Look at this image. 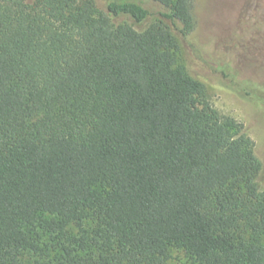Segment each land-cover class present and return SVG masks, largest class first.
<instances>
[{
  "label": "trees",
  "instance_id": "16d2710c",
  "mask_svg": "<svg viewBox=\"0 0 264 264\" xmlns=\"http://www.w3.org/2000/svg\"><path fill=\"white\" fill-rule=\"evenodd\" d=\"M151 1L194 32L197 0ZM179 50L94 0H0V264H169L175 247L264 264L254 141Z\"/></svg>",
  "mask_w": 264,
  "mask_h": 264
},
{
  "label": "rangeland",
  "instance_id": "374dc122",
  "mask_svg": "<svg viewBox=\"0 0 264 264\" xmlns=\"http://www.w3.org/2000/svg\"><path fill=\"white\" fill-rule=\"evenodd\" d=\"M34 1V0H28ZM119 26L128 24L145 32L155 24L168 26L180 46L179 61L206 86L209 100L221 115L234 118L254 141L262 163L257 179L264 189V0H197L194 32L183 38L162 18L164 10L151 0H94ZM111 2H136L149 10L142 23L128 16L113 17ZM186 252L173 248L169 264H191Z\"/></svg>",
  "mask_w": 264,
  "mask_h": 264
}]
</instances>
